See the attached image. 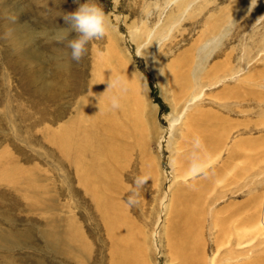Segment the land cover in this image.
<instances>
[{
    "label": "rangeland",
    "instance_id": "1",
    "mask_svg": "<svg viewBox=\"0 0 264 264\" xmlns=\"http://www.w3.org/2000/svg\"><path fill=\"white\" fill-rule=\"evenodd\" d=\"M84 2L0 0V264L264 261V0H94L110 27L77 63L56 30ZM108 97L133 120L105 136V218L82 106Z\"/></svg>",
    "mask_w": 264,
    "mask_h": 264
},
{
    "label": "bare ground",
    "instance_id": "2",
    "mask_svg": "<svg viewBox=\"0 0 264 264\" xmlns=\"http://www.w3.org/2000/svg\"><path fill=\"white\" fill-rule=\"evenodd\" d=\"M112 94V93H110ZM107 102L101 103L99 105V109H95V108H88L87 110H85V106H82V114L83 116L85 115L86 112H89V116H90V121H88L91 125L89 126H83L82 128V155L84 157V159L82 160V185L86 188L87 193L90 194V196L95 199L98 203V209L99 211L101 209H104V216L107 218L109 216V214L111 212H113L114 210L112 209V207L114 208L115 203L109 201V199L104 198L103 193H101V191L103 192V190H99L98 185L99 184H103L106 181L109 182V175L111 174V166H110V153H104L103 150L106 148V139L108 137L105 136H109V138L111 140L115 139V136L122 134L123 132V137L127 138L129 137L128 135V131L126 130L128 128L127 124H130L133 120L132 116L130 114H126L125 110L122 108H113L112 107V102L110 101V98L108 97V99L106 98ZM122 111H121V110ZM114 112L115 116L117 117V115L122 116L120 113L123 112V117H125V122L123 123V131L118 129V125L117 122L114 123L112 122L113 119H110L109 117V113ZM52 116V115H51ZM108 116V117H107ZM59 117H61L59 119ZM85 117V116H84ZM64 118V117H63ZM53 119L55 121H58L62 119L61 115H53ZM52 119V120H53ZM118 119V118H117ZM116 120V119H115ZM45 121V119H41L38 121V124H42ZM192 121V120H191ZM194 125V124H193ZM193 128V126H191ZM191 128V129H192ZM200 129V126H199ZM197 129V130H199ZM203 129V128H202ZM201 129V130H202ZM205 130H209L210 132H214L215 129L210 127V126H205L204 127ZM126 130V131H125ZM196 130V131H197ZM193 131V130H192ZM113 132V133H112ZM122 132V133H121ZM197 132H201V131H197ZM190 133V132H189ZM202 135V134H201ZM214 135V134H213ZM111 136V137H110ZM210 136V135H209ZM203 137V136H202ZM118 143V142H117ZM119 144V143H118ZM207 146L204 147V150L208 153H211V151H214L215 146L213 145V142L211 141H207ZM117 146V145H116ZM114 147V146H113ZM115 149V148H113ZM203 149V148H202ZM120 152V151H119ZM209 155V154H208ZM118 156V155H117ZM113 158V157H112ZM118 158V157H117ZM197 155L194 157H192V159H196ZM191 158H188V160H190ZM116 160V159H115ZM114 160V161H115ZM7 162V161H5ZM14 164L16 163L15 160H13ZM116 162V161H115ZM188 163V162H187ZM113 166V164H112ZM7 171V169H6ZM9 171V170H8ZM2 172V171H1ZM8 174V173H6ZM109 176V177H108ZM111 178V177H110ZM109 180V181H108ZM16 182V180H15ZM18 182V180H17ZM113 182V181H112ZM110 182V183H112ZM92 184H95L92 186ZM16 185V184H15ZM108 185V183H107ZM97 186V190H95ZM103 186V185H102ZM106 186V185H104ZM103 186V187H104ZM101 187V186H100ZM109 187V186H108ZM17 188V187H16ZM109 189V188H108ZM25 190V189H24ZM107 190V188H106ZM105 190V192H106ZM205 190V189H204ZM108 191V190H107ZM110 191V190H109ZM197 192V191H196ZM105 194V193H104ZM111 194V193H110ZM111 196V195H110ZM194 199V198H192ZM192 199H190L192 201ZM206 200V199H205ZM198 203V202H196ZM96 204V203H95ZM188 204V203H187ZM97 205V204H96ZM181 206V205H180ZM205 207V206H204ZM101 213V212H100ZM114 213V212H113ZM188 212L185 213V215H187ZM239 214V213H238ZM115 215V214H114ZM188 216V215H187ZM115 217V216H114ZM111 218V216H110ZM113 218V217H112ZM218 220V219H217ZM110 223V220L108 218L107 220ZM107 222V223H108ZM114 223V222H113ZM48 224V223H47ZM239 224V223H238ZM246 224V223H245ZM256 224V223H255ZM107 225V224H106ZM110 225L112 226L113 224L110 223ZM115 225V224H114ZM118 225V224H117ZM120 225V224H119ZM241 225V224H240ZM109 226V225H108ZM107 226V227H108ZM122 226V225H120ZM177 227V226H176ZM186 227V226H185ZM259 228V225L257 226ZM110 228V227H109ZM182 228V227H181ZM245 228V227H244ZM250 228V227H249ZM220 229V228H219ZM232 229V228H231ZM31 230V229H30ZM175 230V229H174ZM182 231L186 230L184 228L179 229ZM117 231V229H116ZM119 231V230H118ZM221 231V230H220ZM226 231V230H225ZM233 231V229H232ZM238 231V229H237ZM258 231H261V229L259 228ZM121 232V231H120ZM264 232V231H263ZM181 233V234H182ZM260 233V232H259ZM236 234V233H235ZM240 234V233H239ZM262 234V232H261ZM184 235V234H183ZM115 236V235H114ZM225 236V235H223ZM235 236V235H234ZM111 237V236H110ZM117 238V237H116ZM185 240V236L183 237ZM235 238V237H234ZM240 238V237H239ZM178 239V238H177ZM181 239V237H180ZM174 240V239H173ZM175 241V240H174ZM243 241V240H242ZM242 241L241 239H239V244L242 245ZM177 242V241H175ZM174 242V243H175ZM180 242V241H179ZM230 243V241H229ZM246 243V242H244ZM243 243V244H244ZM183 245V244H182ZM238 245V244H237ZM180 246V245H179ZM239 247V246H238ZM60 252V251H59ZM186 252V250H185ZM188 252V251H187ZM115 254V253H114ZM241 256V255H240ZM248 256V255H247ZM180 259L182 260V264H188L189 259L187 256H179ZM239 257V256H238ZM225 263V262H222ZM248 264H264V261H256L253 260L251 263Z\"/></svg>",
    "mask_w": 264,
    "mask_h": 264
},
{
    "label": "clouds",
    "instance_id": "3",
    "mask_svg": "<svg viewBox=\"0 0 264 264\" xmlns=\"http://www.w3.org/2000/svg\"><path fill=\"white\" fill-rule=\"evenodd\" d=\"M63 19L67 27L56 30L57 33H62L56 42L63 44L66 50H70L66 52V55L70 57L71 61L77 63L87 52V45L93 40L102 39L110 27L106 13L94 0H85L84 3H80L75 11L66 13ZM72 33H75V36L70 38ZM52 36L55 37L56 33H52ZM112 107H119L118 100L115 98ZM148 179L147 176L135 178L136 187L132 190V195L129 196V204L136 201L138 190L147 183Z\"/></svg>",
    "mask_w": 264,
    "mask_h": 264
}]
</instances>
